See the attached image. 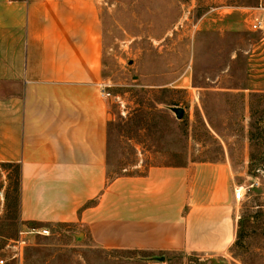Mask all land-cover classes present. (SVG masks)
Returning <instances> with one entry per match:
<instances>
[{"label": "crops", "instance_id": "obj_1", "mask_svg": "<svg viewBox=\"0 0 264 264\" xmlns=\"http://www.w3.org/2000/svg\"><path fill=\"white\" fill-rule=\"evenodd\" d=\"M227 16L250 28L264 7ZM103 57L95 0H0V162L18 168L19 220L105 249L224 255L242 188L228 162L109 174Z\"/></svg>", "mask_w": 264, "mask_h": 264}, {"label": "rangeland", "instance_id": "obj_2", "mask_svg": "<svg viewBox=\"0 0 264 264\" xmlns=\"http://www.w3.org/2000/svg\"><path fill=\"white\" fill-rule=\"evenodd\" d=\"M108 97L109 174L157 164L226 161L244 197L236 243L217 258L182 251L105 249L60 226L26 235L17 212L18 170L0 162L3 264H264V46L262 31L228 23L264 0H95ZM131 61V62H130ZM172 107L183 109L177 119ZM41 227V226H34Z\"/></svg>", "mask_w": 264, "mask_h": 264}, {"label": "built area", "instance_id": "obj_3", "mask_svg": "<svg viewBox=\"0 0 264 264\" xmlns=\"http://www.w3.org/2000/svg\"><path fill=\"white\" fill-rule=\"evenodd\" d=\"M253 30H260L263 33L264 36V17L257 19L255 22L251 23L250 26ZM101 89V95L104 98H108L110 96V93L106 90V85L103 83L100 86ZM234 199L239 202L244 197V190L243 188H235L233 191ZM48 235L49 229L46 227H34V226H24V228L20 229L18 232V238L14 241L13 244V253L11 256V259H20L22 256V250L24 246L27 244V236L26 235ZM0 264H3V260L0 259Z\"/></svg>", "mask_w": 264, "mask_h": 264}, {"label": "water", "instance_id": "obj_4", "mask_svg": "<svg viewBox=\"0 0 264 264\" xmlns=\"http://www.w3.org/2000/svg\"><path fill=\"white\" fill-rule=\"evenodd\" d=\"M131 62V61H130ZM171 110L174 112L175 116L177 119H180L183 115V109L179 107H172ZM81 234H78L76 236V239L79 238ZM218 264V263H217Z\"/></svg>", "mask_w": 264, "mask_h": 264}, {"label": "trees", "instance_id": "obj_5", "mask_svg": "<svg viewBox=\"0 0 264 264\" xmlns=\"http://www.w3.org/2000/svg\"><path fill=\"white\" fill-rule=\"evenodd\" d=\"M15 167L17 168V166L15 165ZM17 170H18V168H17ZM17 189H18V180H17ZM34 226H37V225H34ZM237 238H238V234H237ZM237 242V240H235V242L234 243H236Z\"/></svg>", "mask_w": 264, "mask_h": 264}]
</instances>
